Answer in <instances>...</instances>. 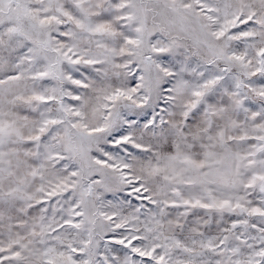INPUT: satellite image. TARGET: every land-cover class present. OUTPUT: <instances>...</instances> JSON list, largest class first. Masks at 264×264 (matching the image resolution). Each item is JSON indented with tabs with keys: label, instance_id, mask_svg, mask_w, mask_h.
Returning <instances> with one entry per match:
<instances>
[{
	"label": "snow or ice",
	"instance_id": "snow-or-ice-1",
	"mask_svg": "<svg viewBox=\"0 0 264 264\" xmlns=\"http://www.w3.org/2000/svg\"><path fill=\"white\" fill-rule=\"evenodd\" d=\"M0 264H264V0H0Z\"/></svg>",
	"mask_w": 264,
	"mask_h": 264
}]
</instances>
